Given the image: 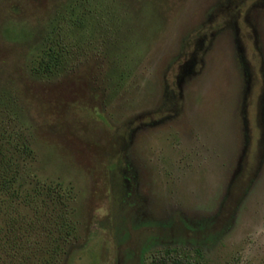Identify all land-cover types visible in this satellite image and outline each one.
Returning <instances> with one entry per match:
<instances>
[{"label": "rangeland", "instance_id": "rangeland-1", "mask_svg": "<svg viewBox=\"0 0 264 264\" xmlns=\"http://www.w3.org/2000/svg\"><path fill=\"white\" fill-rule=\"evenodd\" d=\"M170 246L264 264V0H0V264Z\"/></svg>", "mask_w": 264, "mask_h": 264}, {"label": "trees", "instance_id": "trees-1", "mask_svg": "<svg viewBox=\"0 0 264 264\" xmlns=\"http://www.w3.org/2000/svg\"><path fill=\"white\" fill-rule=\"evenodd\" d=\"M3 161H4V164H2L3 182L1 184L3 192L10 195V200L18 199L20 197L18 193V189L13 188V186L19 178L18 177L20 175L19 168L17 167L16 163L14 164V156L11 157V160L9 159V157L4 156ZM34 192L35 194H41L38 187L34 189ZM161 238L164 237L153 235L147 240L145 246L148 245L150 246L153 243H157L161 241ZM180 243L182 242H179V244ZM150 264H206V263L203 261V255L200 249H196L194 254H191L183 249H180V247L170 246L156 253Z\"/></svg>", "mask_w": 264, "mask_h": 264}]
</instances>
